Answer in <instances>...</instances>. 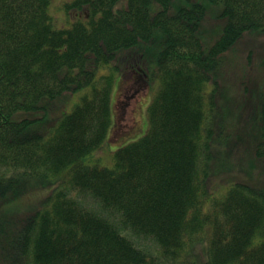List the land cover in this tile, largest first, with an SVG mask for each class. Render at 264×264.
I'll return each instance as SVG.
<instances>
[{
  "label": "trees",
  "instance_id": "trees-1",
  "mask_svg": "<svg viewBox=\"0 0 264 264\" xmlns=\"http://www.w3.org/2000/svg\"><path fill=\"white\" fill-rule=\"evenodd\" d=\"M208 1L221 9L206 47L198 0H70L67 27L52 0H0V264H264V85L242 82L233 111L215 95L226 53L264 36V0ZM157 41L145 134L111 167L86 164L113 120L112 74L97 71L133 50L145 65Z\"/></svg>",
  "mask_w": 264,
  "mask_h": 264
},
{
  "label": "rangeland",
  "instance_id": "rangeland-1",
  "mask_svg": "<svg viewBox=\"0 0 264 264\" xmlns=\"http://www.w3.org/2000/svg\"><path fill=\"white\" fill-rule=\"evenodd\" d=\"M70 0H52L50 12L53 17V25L55 27H67L71 20L76 17L74 12L66 14L62 10L63 4ZM177 4L179 0H174ZM206 7V22L203 24V32L201 38L208 47L213 41L212 31L217 30L218 13L221 5L211 4L208 0H198ZM156 5V6H155ZM157 3L151 8L153 13L157 8ZM175 6V5H174ZM68 17V18H67ZM70 19V20H69ZM159 31V30H155ZM250 49L254 50V55L249 54ZM158 50V41L151 45L147 50V63L140 65L137 63L140 57L136 55L135 50L132 54L128 53L124 57L125 68L112 69L110 65L100 68L95 77V83H99L104 75L112 74V125L108 131V137L103 145L94 149L90 154L83 158L86 164H99L111 167L114 162L115 151L143 136L147 130V107L153 98L158 88V78L152 74L153 69L157 64L154 63ZM264 56V36L256 35V37L246 38L243 42L230 49L224 56V62L218 72V85L215 92L217 104L220 111H233L232 105L237 104V99L241 94L242 82L249 86L256 85L260 87L264 85L263 74L264 71H258L256 66L246 68L245 58L249 64L252 59L257 63L260 58ZM142 66V67H141ZM141 67V68H139ZM137 72L141 75L137 74ZM145 72V73H144ZM93 84L85 86L71 94H69L65 108L71 111L77 104H79L83 97L91 95ZM214 82L208 83L207 89H212ZM250 108L241 110L240 120L238 124L242 125L243 121L248 117ZM46 127H40L41 130ZM250 160L246 164L243 162L246 169L250 170ZM232 181H248V176L244 173H236L233 177L228 178ZM50 187L40 188L29 193L27 196L33 199L43 197ZM24 203V198L18 200L15 205ZM137 242L150 250L155 248V244L149 238L137 237Z\"/></svg>",
  "mask_w": 264,
  "mask_h": 264
},
{
  "label": "flooded vegetation",
  "instance_id": "flooded-vegetation-1",
  "mask_svg": "<svg viewBox=\"0 0 264 264\" xmlns=\"http://www.w3.org/2000/svg\"><path fill=\"white\" fill-rule=\"evenodd\" d=\"M139 75V77H141V75L139 73H137Z\"/></svg>",
  "mask_w": 264,
  "mask_h": 264
}]
</instances>
